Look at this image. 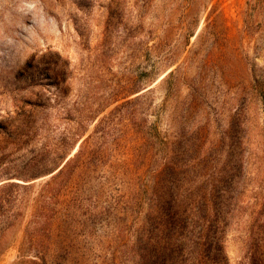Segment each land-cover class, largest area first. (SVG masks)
<instances>
[{
	"label": "rangeland",
	"instance_id": "374dc122",
	"mask_svg": "<svg viewBox=\"0 0 264 264\" xmlns=\"http://www.w3.org/2000/svg\"><path fill=\"white\" fill-rule=\"evenodd\" d=\"M0 184V264H264V0H0Z\"/></svg>",
	"mask_w": 264,
	"mask_h": 264
},
{
	"label": "trees",
	"instance_id": "16d2710c",
	"mask_svg": "<svg viewBox=\"0 0 264 264\" xmlns=\"http://www.w3.org/2000/svg\"><path fill=\"white\" fill-rule=\"evenodd\" d=\"M67 162H68V160L58 169L57 173H61L62 172V169L66 166ZM4 188H6V187H0V203L9 201V198L2 194V189H4ZM1 206H3V205H1Z\"/></svg>",
	"mask_w": 264,
	"mask_h": 264
}]
</instances>
